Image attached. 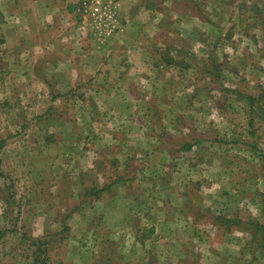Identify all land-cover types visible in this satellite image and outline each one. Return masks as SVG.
Wrapping results in <instances>:
<instances>
[{
    "label": "rangeland",
    "instance_id": "374dc122",
    "mask_svg": "<svg viewBox=\"0 0 264 264\" xmlns=\"http://www.w3.org/2000/svg\"><path fill=\"white\" fill-rule=\"evenodd\" d=\"M206 2L117 9L130 86L1 76L0 264H264V0Z\"/></svg>",
    "mask_w": 264,
    "mask_h": 264
},
{
    "label": "crops",
    "instance_id": "0c3cea01",
    "mask_svg": "<svg viewBox=\"0 0 264 264\" xmlns=\"http://www.w3.org/2000/svg\"><path fill=\"white\" fill-rule=\"evenodd\" d=\"M80 2L0 0V79L4 74L13 75V88L45 90L52 96V90L54 93L55 89L68 90L79 86L81 77L87 75H91L88 80L92 79L93 86L97 83L100 87L103 72L109 69L115 77L112 82L115 88L130 86L137 76L130 65L103 68V63L111 61L109 51L118 53L121 48V42L117 41L121 34L110 41V47L104 52L107 55L95 52L93 42L80 30ZM130 2L117 0L119 14L125 17V8ZM204 5L207 6L206 0ZM120 21L126 31L121 18Z\"/></svg>",
    "mask_w": 264,
    "mask_h": 264
},
{
    "label": "built area",
    "instance_id": "2783aa9c",
    "mask_svg": "<svg viewBox=\"0 0 264 264\" xmlns=\"http://www.w3.org/2000/svg\"><path fill=\"white\" fill-rule=\"evenodd\" d=\"M80 30L99 42H106L119 31L117 6L110 1L89 0L81 2Z\"/></svg>",
    "mask_w": 264,
    "mask_h": 264
},
{
    "label": "trees",
    "instance_id": "16d2710c",
    "mask_svg": "<svg viewBox=\"0 0 264 264\" xmlns=\"http://www.w3.org/2000/svg\"><path fill=\"white\" fill-rule=\"evenodd\" d=\"M189 147L190 146H188L187 149ZM245 224H246L245 228H248V230L251 228V235L253 236L254 241L257 239L258 244H256V249L258 253L261 255V258L264 259V223L254 221L250 223L246 222ZM256 235H258L259 238H257Z\"/></svg>",
    "mask_w": 264,
    "mask_h": 264
}]
</instances>
